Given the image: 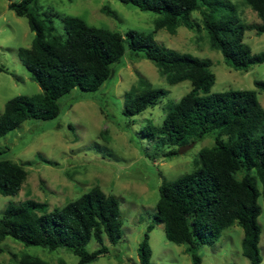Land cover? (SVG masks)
Returning a JSON list of instances; mask_svg holds the SVG:
<instances>
[{
	"label": "trees",
	"instance_id": "16d2710c",
	"mask_svg": "<svg viewBox=\"0 0 264 264\" xmlns=\"http://www.w3.org/2000/svg\"><path fill=\"white\" fill-rule=\"evenodd\" d=\"M34 1H10L8 8L17 16L26 17L34 33L31 45L19 48L18 53L41 92L17 95L5 102L0 114V138L26 119L58 116L59 98L72 89L98 90L112 76L113 64L123 56L126 46L135 54L141 52L167 83L189 80L191 84L189 92L169 104L160 127L146 125L144 131L149 138L157 135L158 141L183 145L187 140L197 141L211 134L214 127L228 136L226 142L216 137L214 146L200 149L198 168L160 184L153 224H163L168 241L184 244L193 264L201 262L196 252L199 246L214 243L225 228L237 224L243 230V256L249 264H260L258 217L262 209L259 199L264 202V108L256 91L211 92L215 75L210 60L161 47L152 33L129 29L122 35L90 26L80 17L65 15L61 17L65 36L61 37L50 14L32 10ZM119 1L158 13L154 32L165 28L174 34L180 26L199 30L201 24L191 15L198 11L211 47L221 52L229 67L245 70L264 62V50L252 53L243 41L245 30L264 33V0H243L260 20L253 23H240L234 13L216 19L214 11L223 6L219 0ZM229 8L235 10L233 5ZM102 11L114 15L106 8ZM140 84V90L132 88L126 93L124 113L129 116L155 106L168 93L142 79ZM254 85L263 90L264 80H255ZM26 176L23 166L0 159V194H16ZM153 224L148 225L138 244L140 264H152L148 232ZM121 226L116 197L93 186L62 207L50 210L45 203L34 200L7 204L0 216V240L11 237L25 245L65 247L78 257V264H88L108 252L104 239L112 244L119 241ZM91 239L100 246L88 251ZM20 264L50 263L23 256Z\"/></svg>",
	"mask_w": 264,
	"mask_h": 264
},
{
	"label": "rangeland",
	"instance_id": "374dc122",
	"mask_svg": "<svg viewBox=\"0 0 264 264\" xmlns=\"http://www.w3.org/2000/svg\"><path fill=\"white\" fill-rule=\"evenodd\" d=\"M10 1L0 0V114L5 102L17 95L31 96L41 92L31 79L20 59L18 50L29 47L34 37L26 17L17 16L8 8ZM223 6L214 11L216 19L234 13L240 23L259 22L256 13L243 0H219ZM230 5L235 10L229 8ZM32 10L50 14L56 31L64 37L61 17L77 16L88 25L107 28L124 35L129 29L152 33L156 43L199 58L209 59L215 75L211 92L228 89H252L264 108V89L255 87V80H264V62L245 70L228 66L219 50L213 49L198 11L192 18L201 25L199 30L184 26L174 34L165 28L154 32L158 13L119 0H35ZM106 8L114 15L102 11ZM243 41L252 53L264 50V33L245 30ZM114 72L98 90L93 92L72 89L59 98L58 116L26 119L0 138V159H8L24 167L27 176L21 189L14 195L0 194V216L7 204L34 200L46 204L48 210L62 207L93 186L112 193L119 204L121 238L112 244L104 239L108 252L88 264H140L138 244L148 225L153 224L160 184L189 173L200 166L199 151L215 145L216 137L228 141V136L217 127L211 134L193 143L183 153L181 145L169 140L158 141L148 137L144 130L151 124L158 128L172 101H177L191 89L189 80L169 84L158 68L139 52L127 46L123 56L113 64ZM151 87L165 88L168 93L153 107L134 116L124 113L126 93L140 90V80ZM183 144V145H185ZM261 226L259 254L264 264V202L259 199ZM148 232L152 264H193L184 244H175L165 238L162 223L153 224ZM243 230L237 224L225 228L212 244L201 245L197 254L199 264H249L241 251ZM100 244L91 239L86 249L93 251ZM23 256L38 257L50 264H78V257L65 247L49 249L25 245L11 237L0 240V264H20Z\"/></svg>",
	"mask_w": 264,
	"mask_h": 264
},
{
	"label": "water",
	"instance_id": "95a60500",
	"mask_svg": "<svg viewBox=\"0 0 264 264\" xmlns=\"http://www.w3.org/2000/svg\"><path fill=\"white\" fill-rule=\"evenodd\" d=\"M193 145V143H189V144H185V145H181L178 149V153H183L184 151H186L189 147H191Z\"/></svg>",
	"mask_w": 264,
	"mask_h": 264
}]
</instances>
